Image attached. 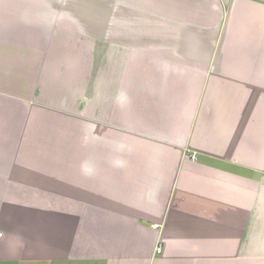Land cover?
<instances>
[{"label": "crops", "instance_id": "0c3cea01", "mask_svg": "<svg viewBox=\"0 0 264 264\" xmlns=\"http://www.w3.org/2000/svg\"><path fill=\"white\" fill-rule=\"evenodd\" d=\"M0 233V264H264V0H0Z\"/></svg>", "mask_w": 264, "mask_h": 264}, {"label": "built area", "instance_id": "2783aa9c", "mask_svg": "<svg viewBox=\"0 0 264 264\" xmlns=\"http://www.w3.org/2000/svg\"><path fill=\"white\" fill-rule=\"evenodd\" d=\"M0 235H2V233H0ZM157 252H159V253L162 252V247H161V246H158V248H157Z\"/></svg>", "mask_w": 264, "mask_h": 264}, {"label": "rangeland", "instance_id": "374dc122", "mask_svg": "<svg viewBox=\"0 0 264 264\" xmlns=\"http://www.w3.org/2000/svg\"><path fill=\"white\" fill-rule=\"evenodd\" d=\"M162 247V246H161Z\"/></svg>", "mask_w": 264, "mask_h": 264}]
</instances>
